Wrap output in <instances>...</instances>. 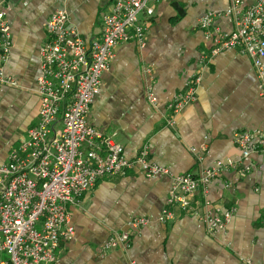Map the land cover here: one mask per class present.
<instances>
[{"label": "crops", "instance_id": "1", "mask_svg": "<svg viewBox=\"0 0 264 264\" xmlns=\"http://www.w3.org/2000/svg\"><path fill=\"white\" fill-rule=\"evenodd\" d=\"M111 4L112 0H0L13 35L5 74L15 81L0 87V164L38 120L40 47L49 15L65 10L83 36L95 37ZM229 5L230 0H158L146 47L125 42L114 48L88 119L123 145L128 158H136L149 145L151 161L175 173L199 172L217 160L242 159L234 132H264V96L253 63L234 49L208 62L196 102L182 112L176 127L165 124L168 102L184 89L199 70L200 56L213 46V37L198 25L200 18ZM215 24L224 31L234 28L233 20L223 15ZM148 85L158 97L157 106L148 101ZM245 163L251 165L250 172L225 170L206 195L192 197L196 206L205 196L213 205L234 208L226 234L210 233L198 215L179 207H173L174 220L160 222L171 180L146 177L136 166L125 176L100 180L84 195L74 210L75 235L62 242L51 264H240L243 258L264 264V153L252 154ZM137 217L148 222L133 233L131 248L102 253L110 234L127 229Z\"/></svg>", "mask_w": 264, "mask_h": 264}, {"label": "built area", "instance_id": "2", "mask_svg": "<svg viewBox=\"0 0 264 264\" xmlns=\"http://www.w3.org/2000/svg\"><path fill=\"white\" fill-rule=\"evenodd\" d=\"M157 1L112 0L102 15L100 35L95 37L83 36L71 24L65 10L49 15L47 37L40 47L38 120L0 164V264L54 263L62 242L75 235L74 210L81 205L84 195L100 180L125 176L136 166L146 177L171 180L160 222L174 220L173 207H179L198 215L210 233H227L234 208L213 205L205 196L196 206L192 197L199 192L206 195L211 183L225 170L250 172L251 165L245 160L252 154L264 153V132L233 133L241 160L221 159L199 172L175 173L151 161L149 145L143 146L136 158H128L123 145L88 119L91 104L100 93L102 75L111 67L114 48L125 42H134L140 49L146 47L149 21ZM222 15L233 20L231 31L215 24L216 17ZM198 25L213 37V46L200 56L199 70L188 78L184 89L168 102L167 127H176L182 112L196 102L206 65L223 50L234 49L250 57L259 93L264 96V0H230L227 9L207 12ZM12 47L11 26L2 9L0 87L15 84L4 67ZM147 98L152 105H158L152 85L147 86ZM147 222V218L137 217L128 223L127 229L113 231L102 245V253L129 250L133 233ZM240 264L256 263L243 258Z\"/></svg>", "mask_w": 264, "mask_h": 264}, {"label": "rangeland", "instance_id": "3", "mask_svg": "<svg viewBox=\"0 0 264 264\" xmlns=\"http://www.w3.org/2000/svg\"><path fill=\"white\" fill-rule=\"evenodd\" d=\"M20 134H23V133H20ZM20 134H19V135H20ZM16 144H17V143H16ZM16 144H15V145H16ZM15 145L13 144V146H12V147H14ZM12 147H11V148H12ZM11 148H10V149H11Z\"/></svg>", "mask_w": 264, "mask_h": 264}]
</instances>
